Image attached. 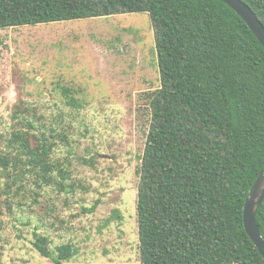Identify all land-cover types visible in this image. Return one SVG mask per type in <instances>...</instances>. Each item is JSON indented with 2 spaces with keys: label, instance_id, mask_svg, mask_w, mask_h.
<instances>
[{
  "label": "trees",
  "instance_id": "1",
  "mask_svg": "<svg viewBox=\"0 0 264 264\" xmlns=\"http://www.w3.org/2000/svg\"><path fill=\"white\" fill-rule=\"evenodd\" d=\"M243 1L264 24V0ZM125 13L150 15L162 81L146 94L139 264H264L243 219L264 169V46L235 10L221 0H0V29ZM12 120L2 173L14 183L35 174L39 187L65 189L68 167L53 155L68 141L65 131L27 106ZM256 219L264 236V201ZM34 246L52 262L33 264H64L76 253L72 244L53 250L39 234Z\"/></svg>",
  "mask_w": 264,
  "mask_h": 264
},
{
  "label": "rangeland",
  "instance_id": "2",
  "mask_svg": "<svg viewBox=\"0 0 264 264\" xmlns=\"http://www.w3.org/2000/svg\"><path fill=\"white\" fill-rule=\"evenodd\" d=\"M151 22L148 13H125L0 29V154L13 111L27 106L67 134L53 155L69 170L65 189L39 187L35 174L14 183L0 170V264L51 263L35 234L53 250L74 246L64 264H139L146 94L162 84Z\"/></svg>",
  "mask_w": 264,
  "mask_h": 264
},
{
  "label": "water",
  "instance_id": "3",
  "mask_svg": "<svg viewBox=\"0 0 264 264\" xmlns=\"http://www.w3.org/2000/svg\"><path fill=\"white\" fill-rule=\"evenodd\" d=\"M239 14L252 29L264 46V24L252 8L243 0H221ZM264 201V169L248 192L244 204V226L260 253L264 257V236L256 219L257 212Z\"/></svg>",
  "mask_w": 264,
  "mask_h": 264
}]
</instances>
